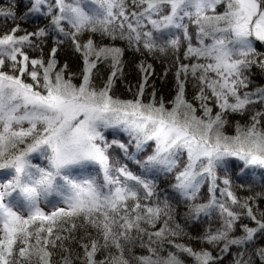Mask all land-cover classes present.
Listing matches in <instances>:
<instances>
[{
    "label": "snow or ice",
    "instance_id": "snow-or-ice-1",
    "mask_svg": "<svg viewBox=\"0 0 264 264\" xmlns=\"http://www.w3.org/2000/svg\"><path fill=\"white\" fill-rule=\"evenodd\" d=\"M0 22V264H264V0H10ZM126 51L170 61L167 104L146 59L132 98L113 93Z\"/></svg>",
    "mask_w": 264,
    "mask_h": 264
},
{
    "label": "trees",
    "instance_id": "trees-1",
    "mask_svg": "<svg viewBox=\"0 0 264 264\" xmlns=\"http://www.w3.org/2000/svg\"><path fill=\"white\" fill-rule=\"evenodd\" d=\"M20 2V11L24 10V5L27 3V0H19ZM10 3V0H0V7H6ZM47 21L43 19H39L36 17H33L29 22L24 23L23 27L27 28L29 31L34 30L37 26L43 27ZM12 25L9 23L7 25L3 24V22H0V32H3L7 28H10ZM97 42H100L101 38L97 35L95 37ZM103 43H110L108 40H104ZM120 46L125 47V45L122 42H117ZM51 47H53V42L51 39H48L47 43L43 46L44 54L45 56L48 55V52L50 51ZM33 56L38 55V52H32L30 53ZM57 59L60 63V65H63L64 63H67L69 66V71L79 73L83 64L82 60L80 57L79 53H75L72 49L71 43H67L64 45L60 46V50L57 52ZM141 59H146L148 63L153 64V68L155 70V74L151 76L149 83L154 84L156 92H157V98L159 99L160 97L164 98L165 103L167 104L169 100L172 99V97L175 95V79L173 76V72L170 71L168 75L165 77L164 76V71L165 68L168 66L170 61L165 60L161 58L160 60H154L150 56L146 57H141L138 53H134L131 51H126L124 55V60H125V68H124V78L123 80H118L116 83L115 88L113 89V93L120 97L121 99H131L133 96V92L135 91V86L138 84L141 78V74L139 70L137 69L136 65L139 63ZM99 68V75L95 77V83L96 85L102 86L104 80H106L108 74H109V69L101 64L98 65ZM252 80H253V85L252 87L256 86H264V69H261L259 67H253L252 69ZM75 83H79V79L74 80ZM129 87H132L133 91L130 92L128 90ZM151 88L146 89L145 93V100L148 99V93L151 92ZM193 88L191 83L187 86L186 89V96L188 99L191 100L192 95H193ZM170 106V105H169ZM247 116L240 117V116H231L229 118V124L226 126L225 131L229 135H234L235 134V122L240 121L241 123H245L247 121ZM109 139L112 138L111 133H108ZM120 139L124 140L125 142L128 141V136L127 134H121L119 137ZM134 151V149H131ZM150 151V149H149ZM35 163H42L39 160H35ZM130 168H132L133 171H139L137 166L135 164H132L129 162ZM235 173H233V180L235 181ZM173 182V177L172 174H169L167 176L161 174L157 178V184H158V190L161 191L162 194L165 193H170L171 192V184ZM237 191V194L239 196H246L249 193L245 190L241 189H235ZM203 192L206 193L207 191V186L202 190ZM185 210V206L183 204H180L178 206V211L179 215L177 219L181 222L184 223L182 217L183 213ZM204 225L202 224H193L190 225L187 228V231L193 236H197L203 229ZM183 243H189L191 244L194 248H199L201 247L200 244L197 243V241L193 240H183L181 241ZM264 243V241H262ZM170 247V246H169ZM144 250L142 249H136V252L138 254L142 253ZM187 259V258H186ZM188 264H191V261L189 260Z\"/></svg>",
    "mask_w": 264,
    "mask_h": 264
}]
</instances>
